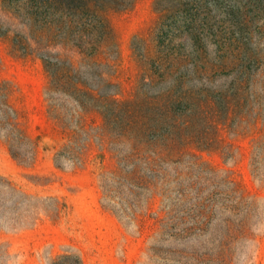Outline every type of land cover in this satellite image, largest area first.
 <instances>
[{
  "label": "trees",
  "instance_id": "trees-1",
  "mask_svg": "<svg viewBox=\"0 0 264 264\" xmlns=\"http://www.w3.org/2000/svg\"><path fill=\"white\" fill-rule=\"evenodd\" d=\"M126 6L124 0H3L0 37L20 54L44 63L50 113L65 139L56 156L57 167L79 168L97 148L101 164L108 159L114 163L102 186L104 202L116 216L128 225L141 222L142 231L146 226L159 230L166 241L202 243L190 252L174 248L165 257L155 254L150 257L153 263L222 264L210 246L218 243L223 256L230 243L247 236L258 214L253 216L254 203H247L235 180L200 164L192 148L212 144L200 132L202 122L216 131L220 125L250 126L258 121L262 93L256 82L245 80L233 82L236 93L227 88L217 94L218 99L196 89L210 84L229 65L226 55L212 53L202 42L205 23L189 17L180 28L191 42L190 51L174 48L153 58L143 55V86L138 95L124 99L116 80L118 58L107 12ZM156 87L160 90L153 93ZM12 96L9 83L0 82V137L12 157L30 167L37 143L24 129ZM171 184L174 197L165 216L140 219L147 216L151 198L169 196ZM3 185L0 180V188ZM49 200L53 207L44 212L59 218L66 205L56 198ZM150 220L153 223L147 225ZM215 221L218 224L212 228ZM52 264L83 263L62 256Z\"/></svg>",
  "mask_w": 264,
  "mask_h": 264
},
{
  "label": "rangeland",
  "instance_id": "rangeland-1",
  "mask_svg": "<svg viewBox=\"0 0 264 264\" xmlns=\"http://www.w3.org/2000/svg\"><path fill=\"white\" fill-rule=\"evenodd\" d=\"M124 1L126 9L107 12L118 58L116 80L124 99L138 95L143 86V55L153 58L174 48L190 51L191 42L180 28L189 17L205 23L208 32L200 35L202 42L212 53L226 55L229 65L210 84L196 89L218 99L217 94L227 88L236 93L233 82L245 80L256 82L262 93L258 121L239 127H230L228 121L229 126L220 125L216 131L202 122L200 132L212 144L205 148L193 145L192 154L222 177L231 176L247 203H254L253 216L258 214L247 236L230 243L223 256L218 243L210 246L214 258L222 264H264V0ZM0 82L9 83L23 127L37 143L35 162L27 167L12 157L9 145L0 137V180L4 183L0 188V264H52L62 256L80 258L83 264H155L150 260L155 254L165 257L174 248L190 252L201 246L194 240L183 245L166 241L159 230L146 226L142 231L141 222L128 225L116 216L104 202L102 186L114 163L108 159L101 164L97 148L79 168L57 167L56 156L65 139L50 113V81L44 63L15 51L2 37ZM159 90L156 87L153 93ZM9 182L12 186L6 184ZM173 187L169 186L166 198H151L147 216L140 219L164 217L174 197ZM51 198L66 205L59 218L44 212L52 209ZM217 224L215 221L212 228Z\"/></svg>",
  "mask_w": 264,
  "mask_h": 264
}]
</instances>
